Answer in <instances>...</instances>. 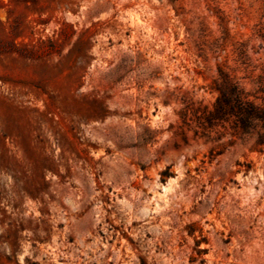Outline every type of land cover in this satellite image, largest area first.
I'll use <instances>...</instances> for the list:
<instances>
[{"label": "rangeland", "instance_id": "374dc122", "mask_svg": "<svg viewBox=\"0 0 264 264\" xmlns=\"http://www.w3.org/2000/svg\"><path fill=\"white\" fill-rule=\"evenodd\" d=\"M221 73L264 105V0H0V264H264Z\"/></svg>", "mask_w": 264, "mask_h": 264}, {"label": "trees", "instance_id": "16d2710c", "mask_svg": "<svg viewBox=\"0 0 264 264\" xmlns=\"http://www.w3.org/2000/svg\"><path fill=\"white\" fill-rule=\"evenodd\" d=\"M216 90L219 98L214 110L205 116V121L210 127L232 119L235 127L244 134H249L259 127L264 129V105L251 101L238 82L221 73Z\"/></svg>", "mask_w": 264, "mask_h": 264}]
</instances>
